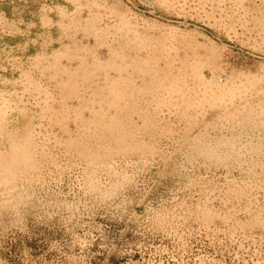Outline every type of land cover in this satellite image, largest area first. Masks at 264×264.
<instances>
[{
    "label": "rangeland",
    "instance_id": "1",
    "mask_svg": "<svg viewBox=\"0 0 264 264\" xmlns=\"http://www.w3.org/2000/svg\"><path fill=\"white\" fill-rule=\"evenodd\" d=\"M0 264H264V0H0Z\"/></svg>",
    "mask_w": 264,
    "mask_h": 264
}]
</instances>
